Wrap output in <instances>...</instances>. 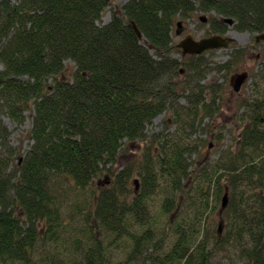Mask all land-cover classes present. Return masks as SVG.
<instances>
[{
	"label": "trees",
	"instance_id": "16d2710c",
	"mask_svg": "<svg viewBox=\"0 0 264 264\" xmlns=\"http://www.w3.org/2000/svg\"><path fill=\"white\" fill-rule=\"evenodd\" d=\"M109 5L0 0V116L20 127L32 111V146L16 164L0 121V264H212L209 241L239 264H264V62L262 84L241 101L235 150L197 170L186 140L217 111L218 89L199 85L212 71L207 53L171 56L181 53L177 18L203 12L207 36L226 34L225 19L260 34L264 0H128L101 24ZM164 113L181 138L148 141ZM125 143L145 148L114 174ZM217 208L222 234L208 229Z\"/></svg>",
	"mask_w": 264,
	"mask_h": 264
},
{
	"label": "rangeland",
	"instance_id": "374dc122",
	"mask_svg": "<svg viewBox=\"0 0 264 264\" xmlns=\"http://www.w3.org/2000/svg\"><path fill=\"white\" fill-rule=\"evenodd\" d=\"M16 2V0H11ZM127 0H110V5L105 10L101 18V24H106L109 22L112 11L117 10L119 12L120 7ZM200 16H207L203 12H197L193 18L188 20L176 19V24L180 22V29L184 31L183 34L175 35L173 32L172 43L176 45L187 35L192 36L195 39L203 38L207 35L206 33V23L200 21ZM177 27L175 25V31ZM228 33V34H227ZM227 36L231 37L233 40L229 46L224 49L212 50L205 55L210 62V68L207 76L199 85L203 86V89L208 91L211 87L218 89L215 95L214 107L217 109L216 112L210 117L197 118L195 121V128L192 134L186 140V144L190 147L194 145L197 146L196 150L191 149L194 152L189 157V163H191L193 169H201L209 162H215L222 153L229 151L230 149L235 150L236 144L235 140L238 133L242 129L241 121V101L243 99L250 98L252 88L255 85V79L262 84L257 77L259 65L264 62V42L253 44V37L257 34H249L247 32H237L233 29V24L228 26ZM253 44V46H251ZM246 48V49H245ZM242 49L246 53L238 58H232L233 50ZM171 56L177 59L181 58V53L172 51ZM221 69H217L219 67ZM229 67L230 70H224V67ZM65 67L70 70L72 67L71 62H65ZM214 68V69H213ZM247 72L248 77L246 81L241 86L239 92H234L233 87L230 84V79L236 73ZM204 92L203 101L205 104L210 102L211 94L209 92ZM180 102L184 106H188L187 99L181 98ZM31 118L32 111H26L25 113V123L22 126H17L6 116L1 115L0 121L8 129L9 132V147L14 153L13 161L14 164L19 163L20 160L27 154L32 146L30 140V130H31ZM165 121V122H164ZM166 137L170 139L171 137L178 141L181 138V133L177 131V126L172 123L171 116L164 113L156 117L150 126L147 128V140L150 141L151 137ZM145 148L143 143H125L122 145L118 159L116 163L110 167L112 173H118L124 166H135L141 157V151ZM110 175L103 173L96 177L93 181V189L105 185V180L109 178ZM136 181V182H135ZM137 177H133L131 181V187L133 192L137 191L139 188V182ZM160 196L156 197L158 201ZM173 218V214L171 215ZM218 208L212 212L208 219V229L209 232L216 231L218 224L220 222ZM221 223L222 234L224 229L223 221ZM208 248L212 249L213 259L212 264H239L233 253L225 252L224 250H218L212 248V243L208 244Z\"/></svg>",
	"mask_w": 264,
	"mask_h": 264
},
{
	"label": "water",
	"instance_id": "95a60500",
	"mask_svg": "<svg viewBox=\"0 0 264 264\" xmlns=\"http://www.w3.org/2000/svg\"><path fill=\"white\" fill-rule=\"evenodd\" d=\"M200 21L206 22L205 17H200ZM225 23H227L228 26H231L233 24V21L231 19H225ZM177 26L180 27V22L177 23ZM133 29L137 36L140 37V33L138 32L137 28L133 25ZM180 33L179 30L176 31V34L178 35ZM256 42L264 41V32L258 35H255L254 37ZM231 37H221V36H211V37H203L201 39L195 40L191 36H187L184 39H182L178 44L177 47L181 49L183 55H201L206 51H212V50H218V49H226L229 44L232 42ZM247 73L243 72L236 76L235 80L233 78L232 84H233V90L234 92H239L241 89V86L247 79ZM228 202L227 194H225L222 198L221 203V211L226 208ZM218 232L221 231V225L219 224Z\"/></svg>",
	"mask_w": 264,
	"mask_h": 264
},
{
	"label": "flooded vegetation",
	"instance_id": "af4514ba",
	"mask_svg": "<svg viewBox=\"0 0 264 264\" xmlns=\"http://www.w3.org/2000/svg\"><path fill=\"white\" fill-rule=\"evenodd\" d=\"M227 24V23H226ZM228 26V25H227ZM184 33V31H181V34H183ZM248 33V32H247ZM228 34V33H227ZM250 34V33H249ZM251 35H253V34H251ZM213 36H215V35H213ZM220 36V35H219ZM205 37H211V36H205ZM221 37H226V34H224L223 36H221ZM228 37V36H227ZM253 37V44H258V43H263L264 41H259V42H256L255 41V39H254V37L255 36H252ZM231 44V43H230ZM253 44L251 45V46H253ZM246 49V48H245ZM210 52V51H209ZM243 73V72H242ZM247 73V72H246ZM239 73H236L235 75H233L232 77H231V79H230V84L232 85V87H233V84H232V81H233V78H234V80H235V78H236V76L238 75ZM247 75H248V73H247ZM248 77V76H247ZM234 91V90H233Z\"/></svg>",
	"mask_w": 264,
	"mask_h": 264
},
{
	"label": "bare ground",
	"instance_id": "6f19581e",
	"mask_svg": "<svg viewBox=\"0 0 264 264\" xmlns=\"http://www.w3.org/2000/svg\"><path fill=\"white\" fill-rule=\"evenodd\" d=\"M127 1H128V0H127ZM127 1H126V2H127ZM126 2H125V3H126ZM125 3H124V4H125ZM124 4H123V5H124ZM123 5H122V6H123ZM122 6H121V7H122ZM121 7H120V10H119V12H118L117 10H115V9H114V11H113V12H116V13H119V14H120V13L122 12V11H121ZM109 21H110V20H109ZM106 24H107V23H106Z\"/></svg>",
	"mask_w": 264,
	"mask_h": 264
}]
</instances>
